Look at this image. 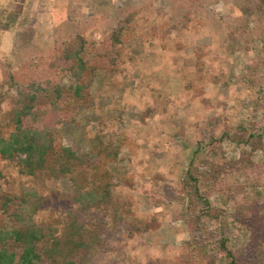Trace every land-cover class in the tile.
<instances>
[{"label": "rangeland", "instance_id": "obj_1", "mask_svg": "<svg viewBox=\"0 0 264 264\" xmlns=\"http://www.w3.org/2000/svg\"><path fill=\"white\" fill-rule=\"evenodd\" d=\"M252 1L100 0L93 11L89 0H0L4 137L13 130L15 92L3 82L8 72L23 87L67 88L75 80L58 60L63 42L78 31L99 46L108 24L133 15L131 31L113 49L120 53L115 64L97 60L91 88L81 101L68 100L69 118L46 119L59 133L55 149L69 147L82 158L86 180L112 182L123 208L122 222L104 228L86 264H228L226 257H215L221 236L229 248L242 250L237 264H264L259 151L252 157L256 179L232 181L245 188L235 201L211 196V205L223 207L226 216L206 221L200 233L175 218L181 180L191 163L207 157L209 143L238 125L264 128V12L257 6L247 15ZM221 148L233 160L248 150L226 139ZM0 172L4 194L17 196L22 184L49 196L36 223L52 224L68 208L58 195L71 192L69 179L22 176L1 159ZM239 204L251 208L248 220L237 223ZM4 217L0 212V222Z\"/></svg>", "mask_w": 264, "mask_h": 264}, {"label": "trees", "instance_id": "obj_2", "mask_svg": "<svg viewBox=\"0 0 264 264\" xmlns=\"http://www.w3.org/2000/svg\"><path fill=\"white\" fill-rule=\"evenodd\" d=\"M89 1L91 9L97 11L100 0ZM257 6L264 12V0H253L246 14L250 15ZM132 16L126 14L108 24L99 46L85 40L78 31L63 42L58 60L66 63L64 70L75 80L67 88H53L48 83L46 88L35 83L23 87L16 82L13 73H7L3 82L15 92L9 113L13 130L4 137L0 128V159L14 164L22 176L32 178L44 174L53 180L69 179L72 190L58 195L68 208L54 223H36L34 217L49 196L22 184L17 196L4 194L0 172V212L5 215L0 222V264H86L101 241L104 228L112 230L122 222L123 208L115 194V185L110 181L86 180L83 174L86 162L69 147L55 149L59 133L46 119L53 114L56 118H69L68 100L81 101L91 88L97 60L104 58L115 64L120 53L113 49L120 46L131 31ZM4 98L0 93V104ZM231 132L223 130L219 139H213L207 146V157L196 165L191 163L181 180L180 211L175 213V218L182 220L192 232L205 231L206 221L220 220L227 215L223 207L211 205L212 195L235 201L245 188L237 182L232 183L233 179L241 178L246 184L256 179L251 175L252 157L258 151L264 156L263 126L256 123H249L247 127L238 125L234 133ZM224 139L248 150H243L238 160L227 159L221 148ZM262 171L264 173V167ZM10 208H15V212L8 214ZM234 208V222L248 220L251 207L239 204ZM216 244L215 257H226L228 264H237L236 255L242 250L229 248L225 236Z\"/></svg>", "mask_w": 264, "mask_h": 264}]
</instances>
